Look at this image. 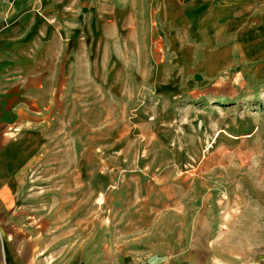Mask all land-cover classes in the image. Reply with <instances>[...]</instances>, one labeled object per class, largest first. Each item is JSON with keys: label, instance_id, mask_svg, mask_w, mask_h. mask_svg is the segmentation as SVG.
<instances>
[{"label": "rangeland", "instance_id": "obj_1", "mask_svg": "<svg viewBox=\"0 0 264 264\" xmlns=\"http://www.w3.org/2000/svg\"><path fill=\"white\" fill-rule=\"evenodd\" d=\"M63 1L70 94L0 173V264L19 243L31 263L35 246L56 251L77 222L140 215L195 231L215 264H264V91L168 60L178 0Z\"/></svg>", "mask_w": 264, "mask_h": 264}, {"label": "crops", "instance_id": "obj_2", "mask_svg": "<svg viewBox=\"0 0 264 264\" xmlns=\"http://www.w3.org/2000/svg\"><path fill=\"white\" fill-rule=\"evenodd\" d=\"M66 5L0 0L1 174L23 157L15 147L20 150L27 127L48 124L55 104L70 94L71 27L67 19L55 20ZM178 5L185 14L177 28H167L168 60L202 79L227 78L236 89L264 91V0H178ZM0 190H9L8 182L0 181ZM127 212L120 209L117 217ZM141 216L135 223L121 218L109 231L105 221L77 222L56 251L35 246L32 263L24 260L19 243L15 254L8 249L14 254L9 264H215L195 231L184 235L170 223L163 233Z\"/></svg>", "mask_w": 264, "mask_h": 264}, {"label": "built area", "instance_id": "obj_3", "mask_svg": "<svg viewBox=\"0 0 264 264\" xmlns=\"http://www.w3.org/2000/svg\"><path fill=\"white\" fill-rule=\"evenodd\" d=\"M138 264H148V263H146V262H139Z\"/></svg>", "mask_w": 264, "mask_h": 264}]
</instances>
